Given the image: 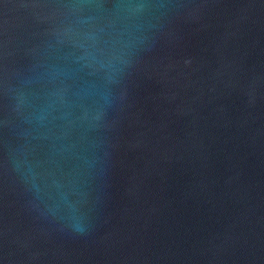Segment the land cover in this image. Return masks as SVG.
<instances>
[{"label":"water","instance_id":"water-1","mask_svg":"<svg viewBox=\"0 0 264 264\" xmlns=\"http://www.w3.org/2000/svg\"><path fill=\"white\" fill-rule=\"evenodd\" d=\"M0 264H264V0H0Z\"/></svg>","mask_w":264,"mask_h":264}]
</instances>
